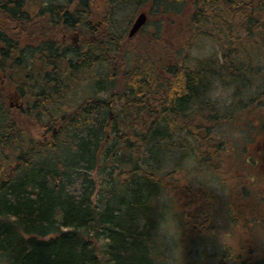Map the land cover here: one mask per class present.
<instances>
[{
	"label": "trees",
	"instance_id": "obj_1",
	"mask_svg": "<svg viewBox=\"0 0 264 264\" xmlns=\"http://www.w3.org/2000/svg\"><path fill=\"white\" fill-rule=\"evenodd\" d=\"M144 3L172 4L0 0V264H264V157L235 153L216 133L246 136L255 122L264 131V0H195L188 30L200 37L213 22L220 46L197 65L172 61L171 49L154 56L157 35L140 54L132 39L144 27L129 38L114 18ZM220 86L230 101L213 96ZM191 162L233 180L235 240L211 252L199 243L215 235L203 204L214 195L202 183L189 194L175 176L187 178ZM174 218L180 258L161 238Z\"/></svg>",
	"mask_w": 264,
	"mask_h": 264
},
{
	"label": "rangeland",
	"instance_id": "obj_2",
	"mask_svg": "<svg viewBox=\"0 0 264 264\" xmlns=\"http://www.w3.org/2000/svg\"><path fill=\"white\" fill-rule=\"evenodd\" d=\"M181 2L183 3V5L179 4L176 0H164V4L160 5V8L166 7L170 3L172 4L169 5L166 9H159L161 10V12H159L158 8H155L152 11L147 10V8L146 10L150 12L151 16V19H149L150 22L144 26L143 31L140 35L141 37L132 39V44H134L135 47L138 46L140 48V46L144 45L142 44L144 40L149 41V38L157 35L158 39L152 42L149 41L151 43L148 47L149 49L150 47H152L153 49L157 50L158 53H154V56L157 57L159 54L168 52L171 49L172 51L168 53V56L170 54L173 55L172 61H179L197 65L201 59L204 60L209 58L214 52L219 54L218 50L220 46L218 45L217 39L211 36L212 31H215L216 27L215 24L211 22L210 24H207V26H205L204 31L206 34H202L200 37H194L195 33H191L188 28L190 29L191 24L192 26H194V21H192L191 19V15L193 14V6L191 5L193 4V2H195V0H181ZM175 3H177V5H175ZM149 4L150 3H144L142 5L143 7L141 6L140 8L137 5H133L129 6L128 9H121L115 16L114 20L121 21L128 32L130 29L125 23L130 19L133 21L137 13L142 8L145 9V7H151V4ZM199 18L201 19L203 17L199 16ZM126 36L128 37V35ZM69 40L77 42L79 40V37L77 34L71 35L70 33ZM144 47L142 49L140 48V54H145V51L148 50V48L144 49ZM169 57L172 58V56ZM161 69L164 70V68ZM0 87L2 89L6 88V81L3 80L1 76ZM7 95V103L9 104V106H11L15 110H21L20 104L22 103V100L12 91L8 92ZM230 95L231 88H224L222 86L216 87L213 94V96L221 97L220 101L223 102L228 98V101H230ZM243 120L245 121V119ZM252 120L255 122L254 119ZM250 124H252L251 129L249 128V135L246 133V136L239 132V129L228 131V138H225V136H221L222 131L216 133L220 135V140H223L225 142L229 150L233 149L235 153H241L244 148L251 156H255V158L258 157L259 160L264 157V131H262L259 127L261 125V122H255L256 127L253 125V123ZM27 127L34 134L41 133L40 128L34 127L32 123H28ZM192 162L188 164V171L190 172V174L187 178L185 174L184 176H180V173L176 174L175 176L180 179L178 180L180 184L188 183V185L192 187V190H190L189 194H191L195 188L201 187L199 183H202L204 188L206 190H210V192H212L214 195L212 196V200L215 201L210 204L211 200L209 201L207 199L203 200V204L207 206L206 209L211 210H209V217L212 220V226H206L204 227V230L208 234L214 233L215 235L209 240L201 238L202 244L199 243L200 247H207L208 251L211 252L215 244L220 242V245H222L227 241L235 240V232L234 230H232V225H230L231 222L229 221V210L228 205L226 204L227 200H230V196L232 193L231 184L233 183V180H231V175H228L229 178L227 177V181H221L217 175H213V173H211V171L206 169L203 165L200 164L196 167V165H194ZM166 171L168 170L163 169L161 173H165ZM256 173L258 178H260L257 186L261 189L262 195H264V165L259 164L257 166ZM182 201L188 203V200L185 196H182ZM179 222L180 220L178 218H174L173 220L164 224L161 230V238L164 244H167L171 247L169 253L175 258H180L181 251L183 250V248H181L178 244L181 243L179 239H181L183 236ZM211 228L215 230L210 231ZM239 231L241 233L243 232L241 230V227ZM195 243L198 244L197 242ZM191 246L196 247L194 243H192L190 247ZM181 260H183V258H181Z\"/></svg>",
	"mask_w": 264,
	"mask_h": 264
},
{
	"label": "water",
	"instance_id": "obj_3",
	"mask_svg": "<svg viewBox=\"0 0 264 264\" xmlns=\"http://www.w3.org/2000/svg\"><path fill=\"white\" fill-rule=\"evenodd\" d=\"M147 20L148 15L145 12H141L132 23L128 36L130 38L134 37L140 31V29L147 23Z\"/></svg>",
	"mask_w": 264,
	"mask_h": 264
},
{
	"label": "flooded vegetation",
	"instance_id": "obj_4",
	"mask_svg": "<svg viewBox=\"0 0 264 264\" xmlns=\"http://www.w3.org/2000/svg\"><path fill=\"white\" fill-rule=\"evenodd\" d=\"M149 8V7H148ZM142 9H144V8H142Z\"/></svg>",
	"mask_w": 264,
	"mask_h": 264
}]
</instances>
